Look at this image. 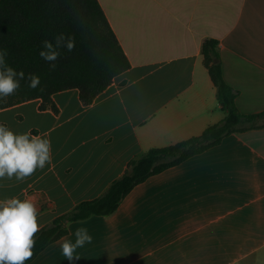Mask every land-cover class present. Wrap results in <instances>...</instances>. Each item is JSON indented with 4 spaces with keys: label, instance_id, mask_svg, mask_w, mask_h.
<instances>
[{
    "label": "crops",
    "instance_id": "1",
    "mask_svg": "<svg viewBox=\"0 0 264 264\" xmlns=\"http://www.w3.org/2000/svg\"><path fill=\"white\" fill-rule=\"evenodd\" d=\"M131 67L89 105L72 88L0 109V125L51 141L52 160L23 180L0 178V201L33 197L46 226L102 195L151 148L200 135L224 118L204 64L219 41L237 105L264 110V0H99ZM92 243L72 264H264V129L227 136L150 176L107 216L69 224ZM62 239L30 264H69ZM78 257V259L76 258Z\"/></svg>",
    "mask_w": 264,
    "mask_h": 264
},
{
    "label": "trees",
    "instance_id": "2",
    "mask_svg": "<svg viewBox=\"0 0 264 264\" xmlns=\"http://www.w3.org/2000/svg\"><path fill=\"white\" fill-rule=\"evenodd\" d=\"M61 33L73 37L75 47L71 52L61 48V57L52 70L39 52L43 40H53ZM0 49L7 51L5 59L10 67L23 71L26 77L36 74L41 80L37 89L29 88L27 79L21 80L14 95L0 98V109L39 98L41 109L58 112L54 94L72 88H77L84 105H89L131 67L99 0H0ZM202 53L224 118L210 124L200 135L151 148L133 159L102 195L80 202L44 226L36 235L33 258L25 264L66 236L70 223L114 213L134 187L150 176L219 145L227 136L264 129V110L246 114L238 108L240 91L225 79L219 41L206 39Z\"/></svg>",
    "mask_w": 264,
    "mask_h": 264
},
{
    "label": "clouds",
    "instance_id": "3",
    "mask_svg": "<svg viewBox=\"0 0 264 264\" xmlns=\"http://www.w3.org/2000/svg\"><path fill=\"white\" fill-rule=\"evenodd\" d=\"M75 40L63 33L53 40H43L39 56L56 68V61L61 57V48L73 51ZM7 51L0 49V98L14 95L20 88V81L27 79L28 87L37 89L41 80L36 74L25 76L23 71H16L6 63ZM52 160L51 141L42 135H32L31 131L15 135L5 126L0 125V178L5 174L9 178L23 180L39 169H43ZM39 209L33 197L24 200L11 198L0 201V264H25L33 258L36 247V235L43 225L38 223ZM75 242L62 237V254L72 264L74 253L85 243H92V236L86 229H77ZM78 259V257H76Z\"/></svg>",
    "mask_w": 264,
    "mask_h": 264
}]
</instances>
